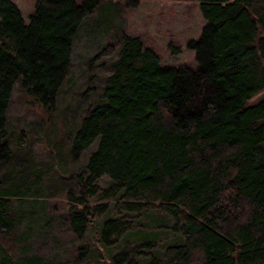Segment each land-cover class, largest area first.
I'll return each instance as SVG.
<instances>
[{"label": "trees", "instance_id": "trees-1", "mask_svg": "<svg viewBox=\"0 0 264 264\" xmlns=\"http://www.w3.org/2000/svg\"><path fill=\"white\" fill-rule=\"evenodd\" d=\"M194 1L203 23L185 40L192 65L161 62L151 44L124 31L86 59L89 66L103 56L108 71L64 151L75 160L94 146L73 174L80 193L57 191L71 232L82 238L91 223L107 264H264V0ZM112 4L33 0L24 20L13 0H0V161L11 152L12 83L49 115L76 30L90 20L106 26ZM166 46L180 49L171 36ZM4 173L0 264H61L45 240L39 250L28 241L29 190ZM93 194L103 202L89 207ZM97 214H105L100 222ZM80 248L93 252L87 242Z\"/></svg>", "mask_w": 264, "mask_h": 264}, {"label": "rangeland", "instance_id": "rangeland-1", "mask_svg": "<svg viewBox=\"0 0 264 264\" xmlns=\"http://www.w3.org/2000/svg\"><path fill=\"white\" fill-rule=\"evenodd\" d=\"M13 1L25 20L33 0ZM111 6L114 13L106 26L101 28L90 20L76 30L66 73L52 104L54 110L49 115L45 116L29 96L21 94L16 81L12 83L5 108V127L11 152L0 161V167L5 169L3 176L29 190L30 194L23 202L26 213L23 225L28 241L34 246L45 240L48 252L61 264H107L104 249L98 250L94 246L96 237L90 228L91 223L82 238L71 232L62 214L68 206L64 193L57 191V187H63L73 194L80 193L73 174L94 146L92 142L75 160L64 151L80 115L97 96L100 85L97 76L108 71L98 63L103 56L93 59L89 66L86 59L107 41L117 42L119 32L124 31L137 33L145 43L151 44L159 53L161 62L192 65L193 51L186 47L185 40L195 37L203 23L194 0H134L133 4L127 0H113ZM104 28L106 30L102 31ZM169 36L180 43L176 53H170L166 46ZM87 202L92 207L103 200L98 194H93L87 197ZM104 216L97 214L92 219L100 222ZM125 220L122 219L123 222ZM84 242L90 244L91 255H85V252L77 254L82 251L80 245ZM112 245L110 251L117 246ZM38 246L37 250L40 249Z\"/></svg>", "mask_w": 264, "mask_h": 264}]
</instances>
